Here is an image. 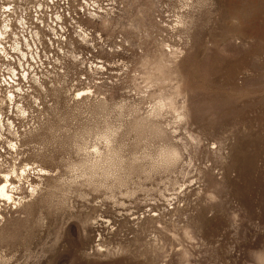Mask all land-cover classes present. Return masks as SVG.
<instances>
[{"label": "rangeland", "instance_id": "1", "mask_svg": "<svg viewBox=\"0 0 264 264\" xmlns=\"http://www.w3.org/2000/svg\"><path fill=\"white\" fill-rule=\"evenodd\" d=\"M67 2L0 94V264H264V0Z\"/></svg>", "mask_w": 264, "mask_h": 264}, {"label": "built area", "instance_id": "2", "mask_svg": "<svg viewBox=\"0 0 264 264\" xmlns=\"http://www.w3.org/2000/svg\"><path fill=\"white\" fill-rule=\"evenodd\" d=\"M67 4V0H0V94H8L7 102L26 94L32 64L50 56L46 49L50 31L61 28Z\"/></svg>", "mask_w": 264, "mask_h": 264}, {"label": "bare ground", "instance_id": "3", "mask_svg": "<svg viewBox=\"0 0 264 264\" xmlns=\"http://www.w3.org/2000/svg\"><path fill=\"white\" fill-rule=\"evenodd\" d=\"M54 11L56 12V8H54ZM1 178V176H0ZM8 175H4L2 179V182L0 183V200L1 201H10L13 199L12 195H11V183L8 180Z\"/></svg>", "mask_w": 264, "mask_h": 264}, {"label": "snow or ice", "instance_id": "4", "mask_svg": "<svg viewBox=\"0 0 264 264\" xmlns=\"http://www.w3.org/2000/svg\"><path fill=\"white\" fill-rule=\"evenodd\" d=\"M214 147V146H213Z\"/></svg>", "mask_w": 264, "mask_h": 264}]
</instances>
